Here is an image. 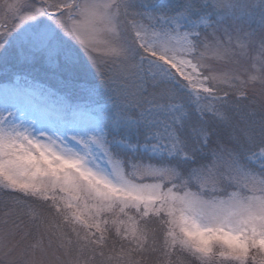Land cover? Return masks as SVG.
<instances>
[{
    "label": "snow or ice",
    "instance_id": "6c2138e0",
    "mask_svg": "<svg viewBox=\"0 0 264 264\" xmlns=\"http://www.w3.org/2000/svg\"><path fill=\"white\" fill-rule=\"evenodd\" d=\"M0 264H264V0H0Z\"/></svg>",
    "mask_w": 264,
    "mask_h": 264
}]
</instances>
